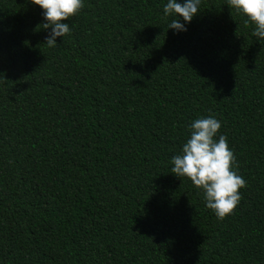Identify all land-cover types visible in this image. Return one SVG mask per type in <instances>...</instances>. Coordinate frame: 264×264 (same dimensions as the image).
I'll return each instance as SVG.
<instances>
[{
	"label": "trees",
	"instance_id": "1",
	"mask_svg": "<svg viewBox=\"0 0 264 264\" xmlns=\"http://www.w3.org/2000/svg\"><path fill=\"white\" fill-rule=\"evenodd\" d=\"M167 2L83 0L49 47L0 0V264H264V42L227 0L187 31ZM209 115L247 182L223 220L171 173Z\"/></svg>",
	"mask_w": 264,
	"mask_h": 264
},
{
	"label": "clouds",
	"instance_id": "2",
	"mask_svg": "<svg viewBox=\"0 0 264 264\" xmlns=\"http://www.w3.org/2000/svg\"><path fill=\"white\" fill-rule=\"evenodd\" d=\"M43 9L46 23L43 28H51L45 43L49 47L57 45V37L71 33L65 21L77 15L84 7L83 0H31ZM201 0H168L164 6L165 16H177L168 28L187 31L182 17L190 23L198 14ZM227 5L237 13L247 17L245 26L254 25L252 35L264 42V0H227ZM221 121L215 116L198 118L189 125L190 137L183 144L181 153L171 158V173L187 177L201 191L206 207L211 209L218 220L234 214L242 199L240 189L247 186L246 180L238 174V164L225 135H217Z\"/></svg>",
	"mask_w": 264,
	"mask_h": 264
}]
</instances>
